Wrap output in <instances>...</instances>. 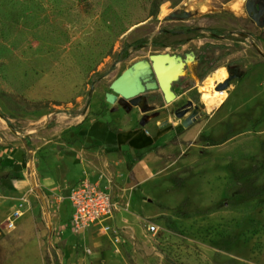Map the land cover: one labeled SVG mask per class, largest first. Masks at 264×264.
Listing matches in <instances>:
<instances>
[{
    "label": "rangeland",
    "instance_id": "1",
    "mask_svg": "<svg viewBox=\"0 0 264 264\" xmlns=\"http://www.w3.org/2000/svg\"><path fill=\"white\" fill-rule=\"evenodd\" d=\"M246 1L0 0V264H264V26ZM159 52L185 63L177 99L112 89ZM222 66L229 96L209 111ZM131 118L161 130L134 157L83 134ZM80 173L115 208L77 234L67 206H38Z\"/></svg>",
    "mask_w": 264,
    "mask_h": 264
},
{
    "label": "crops",
    "instance_id": "2",
    "mask_svg": "<svg viewBox=\"0 0 264 264\" xmlns=\"http://www.w3.org/2000/svg\"><path fill=\"white\" fill-rule=\"evenodd\" d=\"M136 118L128 120L126 125L114 126L108 123L106 120H96L90 125L85 126L83 134L86 139L91 143H97L100 146V150H116L127 151L129 155L127 157H134L136 151H140L150 147V145L156 143L160 139L161 130L158 126H155L152 120L148 123L141 121L139 126L136 123ZM74 159L79 157V154L71 156ZM85 173H80L78 176H71L70 179L74 180L71 184H67L63 179L62 182L50 185L46 192L48 194L42 195V204L39 208H44L49 213L50 207H68L69 218L71 216V207L69 201L64 198L63 201L57 198L58 195H64L67 189L83 179ZM67 178V176H65ZM39 192V190H37Z\"/></svg>",
    "mask_w": 264,
    "mask_h": 264
},
{
    "label": "water",
    "instance_id": "3",
    "mask_svg": "<svg viewBox=\"0 0 264 264\" xmlns=\"http://www.w3.org/2000/svg\"><path fill=\"white\" fill-rule=\"evenodd\" d=\"M246 2V9L248 14L257 22L258 25L264 26V23H261L260 21V19L262 18V14L264 13V2H260L259 5H257L256 0H247ZM167 56H170V58H175L176 61H178V63L180 64V68L178 69L176 75L174 74L176 65L172 66L173 63L171 61L167 62V64L163 66V71L168 69L165 76L167 78V81H170L169 92H167L164 84L162 83L156 63L157 59H161L162 57ZM149 59L150 62L148 63V65L140 62L137 63L133 69L130 68L125 70L121 75H119L117 80L114 81V83L112 84V89L116 93L122 94L126 99H134V97L139 96L146 91L156 89L160 90L164 94V98L166 101L169 100V96H174L173 99H177L178 96L173 91V86L178 79V73L182 71L185 66L183 59L179 56H172L168 53L165 55L152 54L150 55ZM152 73L156 78V80L154 81H150V78H146L148 74ZM227 85V82H223L216 87V90L222 91L227 87ZM188 111V108L179 109V111L176 112V116H184Z\"/></svg>",
    "mask_w": 264,
    "mask_h": 264
},
{
    "label": "built area",
    "instance_id": "4",
    "mask_svg": "<svg viewBox=\"0 0 264 264\" xmlns=\"http://www.w3.org/2000/svg\"><path fill=\"white\" fill-rule=\"evenodd\" d=\"M57 198L69 201L72 212L70 227L77 234L109 220L114 214L115 204L110 190L90 178L78 180L64 195H58ZM15 214L21 216V208L16 209ZM151 230L157 232L158 226L153 225Z\"/></svg>",
    "mask_w": 264,
    "mask_h": 264
},
{
    "label": "bare ground",
    "instance_id": "5",
    "mask_svg": "<svg viewBox=\"0 0 264 264\" xmlns=\"http://www.w3.org/2000/svg\"><path fill=\"white\" fill-rule=\"evenodd\" d=\"M154 54L155 55H162V54L165 55L167 53L159 52V53H154ZM169 61L173 63L172 66L176 65L175 70H174L175 71L174 74L176 75L178 69L180 68V64L178 63V61H176L175 58H170V56L162 57L161 59H157V62H156L158 70H159V76L167 92H169L170 81H167L165 74H167L166 72L168 71V69L165 71H163L162 69H163V66H165L167 62ZM207 77L208 78L204 82V86L202 87L201 91L203 92V100H204L205 105L207 106L209 111H213V110L219 109L222 106V103L229 96V91L227 90L217 91L215 89L217 83L222 82L228 77L227 69L222 66L221 68H218L214 70L213 72H211L210 75ZM173 98L174 96L172 97L169 96V100Z\"/></svg>",
    "mask_w": 264,
    "mask_h": 264
},
{
    "label": "flooded vegetation",
    "instance_id": "6",
    "mask_svg": "<svg viewBox=\"0 0 264 264\" xmlns=\"http://www.w3.org/2000/svg\"><path fill=\"white\" fill-rule=\"evenodd\" d=\"M256 2H257V5H259V3L260 2H264V0H256ZM260 21H261V23H264V13L262 14V18L260 19ZM188 67H189V65H187V67H186V70L188 69ZM146 78H150V81H154V80H156V78H155V76H154V74L152 73V74H148V76H146ZM175 85V84H174ZM156 90H158V89H156ZM146 92H149V91H146ZM163 94V93H162ZM163 96H164V94H163ZM184 109L185 108H188V109H190L191 108V106L189 105V106H187V107H183ZM183 108H181V109H183Z\"/></svg>",
    "mask_w": 264,
    "mask_h": 264
},
{
    "label": "trees",
    "instance_id": "7",
    "mask_svg": "<svg viewBox=\"0 0 264 264\" xmlns=\"http://www.w3.org/2000/svg\"><path fill=\"white\" fill-rule=\"evenodd\" d=\"M164 1H165V0H158V2H157L156 5L159 7V6H161V3L164 2ZM207 73H208V70L205 71L203 74H201V75L199 76V79H205L206 76H207ZM161 235H162V233L158 234V236H161Z\"/></svg>",
    "mask_w": 264,
    "mask_h": 264
}]
</instances>
